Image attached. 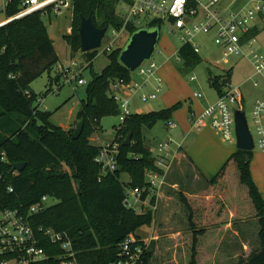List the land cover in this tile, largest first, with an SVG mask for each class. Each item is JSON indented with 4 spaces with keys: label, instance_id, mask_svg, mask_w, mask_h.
<instances>
[{
    "label": "trees",
    "instance_id": "16d2710c",
    "mask_svg": "<svg viewBox=\"0 0 264 264\" xmlns=\"http://www.w3.org/2000/svg\"><path fill=\"white\" fill-rule=\"evenodd\" d=\"M122 1L129 0H72V32L65 36L71 48L80 51L78 27L82 15L93 14L99 27L125 29L130 36L137 31L135 25H125L118 11ZM22 3L23 0H8L5 7L8 19L20 13ZM51 12L52 5L0 26V159L1 153L6 157L0 162V210L27 211L42 196L48 195L56 203L33 215V224L67 232L78 251L79 264H109L118 259L120 245L130 234L141 239L138 230L150 226L154 220L155 213L151 210L138 213L123 205L125 187H144L146 172L157 169L155 157L145 145L143 129L152 128L160 121L170 123L183 103L179 101L159 111L133 112L127 116L118 126L113 140L120 143L117 169L104 172L102 164L96 160L102 147L93 145L90 138L102 130L103 117L121 113L119 103L113 97V85L120 80L131 82L133 79V72L120 61L125 45L111 49L109 64L101 73L93 74L77 114L78 120H85L84 129L81 136L74 139L75 129H63L54 123L51 119L53 113L40 108L39 102L36 103L40 95L30 86L44 72L55 70L60 61L43 20V14L50 15ZM162 24L163 21L156 19L146 27L160 29ZM257 32V28L252 27L247 38H253ZM98 51L82 52L87 63L85 67L93 66ZM178 56L186 70L201 62L191 43L183 44ZM62 75L57 71L49 86L54 81L60 85ZM231 76V69L221 75L210 72V81L219 95L231 85ZM80 78L83 79L82 75ZM129 133L132 142L124 145ZM253 155L254 151L237 149L210 179L206 190L196 194L180 193V199L189 211L192 229V256L188 264H201L198 251L199 247L203 248L201 241L207 236L197 215L208 210L207 217L211 218V206L215 194H219L228 203L218 211L215 220L221 219L226 225L242 218L243 207L238 201L240 189L259 220L260 246L247 260L241 259L237 264H264V196L252 177ZM17 162L26 163L22 171L12 167ZM122 174H128L129 180H122ZM9 187H13V191ZM210 222L212 220L206 224ZM221 231L222 228L218 229V235L209 239L220 241ZM43 247L50 257L35 264H61L58 256L63 251L58 245L46 239ZM151 258L152 251L148 249L143 264H150Z\"/></svg>",
    "mask_w": 264,
    "mask_h": 264
},
{
    "label": "rangeland",
    "instance_id": "374dc122",
    "mask_svg": "<svg viewBox=\"0 0 264 264\" xmlns=\"http://www.w3.org/2000/svg\"><path fill=\"white\" fill-rule=\"evenodd\" d=\"M243 1L245 2V0H222L221 5L225 8L229 6L234 7L239 4V2ZM4 2H7V0H0V8ZM118 9H122L121 3L118 5ZM70 10H72V8L63 9L62 13L56 14L53 9L50 15L43 14V20L47 24L49 33L56 40L54 45H56L61 58L55 70L50 73L48 71L44 72L30 85L33 91L40 95L41 100L36 103L40 102V108L42 110L52 112V121L63 129H75L78 122L77 114L80 110L81 100L86 97V87L92 81L93 74L101 73L110 62L108 56L110 52L105 51L106 47L110 44H112V50L117 47H123L130 38V34L125 29L120 31L117 30L114 35L115 29L108 28L102 45L98 49V55L93 62V66L89 68L86 67L82 72L84 83L80 84L77 78L72 82H68L64 77L61 78L60 85L54 81L50 87L51 77L57 74L60 65H69L73 60L78 61L82 66H86L87 64L81 51H74L65 40V36L70 35L72 32L73 24L70 21ZM252 25L256 26L258 31L257 34L251 38L253 51L264 57V13L257 15L253 19ZM171 28L172 26L169 21L163 22L159 30L161 36L160 41L156 46L152 60H154L161 69L167 64L172 65L179 76L175 75L169 80L164 73L162 76V72L160 73L159 71V74L157 72L164 80L163 87L161 88L162 90L157 94L156 99L148 100L147 102L140 101L139 97L136 96L130 105L132 112L143 111L148 113L161 110V108L165 106L163 104L165 93L177 98L184 103L183 105L187 108L195 107L197 101L204 102L206 99H216L218 92L216 88L212 86L210 72L214 75H221L231 69V86L239 88L244 95L245 102L243 109L246 112L250 128L255 135L256 132L253 124L252 112L257 101H264V71L262 74L256 72L254 67V56L249 54L250 49L244 46V51L249 55L232 56L227 58L225 62L217 64L216 60L223 57V49L219 48L210 40L211 34L201 33L196 35L192 40V42L198 44L200 48L198 54L201 58V62L194 68L186 70L184 69V62H179L176 54L172 53L173 50L178 49L184 42L172 32ZM70 51L72 57L76 58H71ZM193 76L196 77L194 81L191 80ZM133 78L140 82L144 79V77L139 75L137 70L133 71ZM150 80L148 82L149 88L153 87L155 83V81ZM48 89L50 90L48 91ZM196 92H201L203 97L198 99L194 98ZM101 124L102 130L91 136L94 140V144L98 145L103 143L105 145L106 143L111 144L115 142L113 140L116 138L117 128L121 124L120 114L103 117ZM143 132L145 145L156 154L158 153L157 145L159 142L167 141L169 137L173 139V142H177L174 140L173 132L168 130L166 123L163 121L158 122L152 128L144 127ZM224 143L228 146L232 145L228 147V149L231 148L230 150H232L233 146L237 145L236 141ZM176 144L179 146L178 143ZM225 144H223L224 147H226ZM171 148H173V146H171ZM253 151L256 153L261 152L258 147H255ZM173 166L174 163L171 169ZM220 168L221 166L212 174H217ZM121 178L124 181H128L129 175L122 174ZM211 178L203 180V183L200 184L201 187L198 186V189L191 187V183L187 180L188 178H179L178 180L181 182L180 189L183 191H197L201 188V191H203L209 187ZM166 191L167 188H165V192ZM169 193L170 194L167 193L169 199L166 202V207L161 208L160 205V209H158L155 214L156 217L154 216L153 223L150 226L140 228L137 232L141 239H145V241L149 242V249L152 251L150 264H188L192 256V229L189 222V211L180 199L181 192L178 190L173 192L171 190ZM238 201L243 207V217L234 219L226 225H224L225 223L221 219L215 220V217L219 215L218 211H222V208L228 203L222 200L219 194H215L214 202L211 206L213 207L212 212H210L211 218L207 217L208 210L206 213L201 212V216L199 214L197 215L196 218L201 219L204 224L201 226H205L207 231V236L201 241L203 248L200 249L199 247V263L237 264L241 259L247 260L251 252L259 248V220L254 216L253 210L249 207L248 199L241 189L239 190ZM50 203H56V200L51 199ZM207 209H209V207H207ZM160 219H163L162 223L159 222L161 221ZM208 220H212V222L206 224ZM227 225H231V228H227ZM221 228V234L223 235L221 240L216 242L211 241L209 238H211L212 235L217 236V230ZM189 248L190 252H188Z\"/></svg>",
    "mask_w": 264,
    "mask_h": 264
},
{
    "label": "built area",
    "instance_id": "2783aa9c",
    "mask_svg": "<svg viewBox=\"0 0 264 264\" xmlns=\"http://www.w3.org/2000/svg\"><path fill=\"white\" fill-rule=\"evenodd\" d=\"M222 0H129L122 1L120 14L124 18L125 25L131 23L136 27H146L153 20L169 21L172 32L179 37L183 44L191 43L195 52H199L198 44L192 40L198 34H213L214 43L223 49V57L216 60L217 64L225 62L232 56L253 55L254 67L257 73L264 71V57L253 51L252 39L247 35L251 31L253 19L264 13V0H245L234 7H224ZM52 5L56 14L63 9L72 8V0H23L22 10L13 19L25 16L38 10H44ZM11 19V18H9ZM8 19V20H9ZM7 20V21H8ZM5 23V22H4ZM114 31V35L115 32ZM244 46L250 49L249 54L244 51ZM112 44L105 50L110 51ZM82 65L78 61H72L69 65H61L60 71L68 82L75 78L80 84L84 79L80 78ZM158 65L154 60L144 62L138 69L140 76L145 81L131 82L120 80L113 85V97L119 103L123 122L132 114V96H139V100L147 102L157 98L161 91L162 80L157 78V87L153 91L147 89V83L154 77ZM196 80V77H191ZM196 98H202L201 92L195 93ZM39 98L38 101H40ZM242 94L239 88L228 86L218 100L209 105L195 119L197 128L211 127L224 142L236 141L235 109L240 108ZM40 104V102H39ZM241 109V108H240ZM252 119L256 134H253L255 147L264 152V101H257ZM170 127L175 124L169 123ZM252 131V130H251ZM173 139L158 144V153L155 155L156 170L146 172V185L144 187H125L124 207L138 213L149 210L154 213L158 210L157 193L164 182L173 164L170 152ZM120 143L115 141L102 146L96 160L102 164L103 171H115L117 169V156ZM1 161L6 157L1 153ZM1 178V175H0ZM13 191V187H9ZM48 195L32 204L27 211L6 208L0 210V264H35L48 259L49 253L43 247L47 241L58 245L62 254L58 256L61 264H79L78 251L74 248L73 240L65 231H56L52 227L35 226L32 216L41 213L51 203ZM149 242L130 234L120 245L118 259L109 264H143Z\"/></svg>",
    "mask_w": 264,
    "mask_h": 264
},
{
    "label": "crops",
    "instance_id": "0c3cea01",
    "mask_svg": "<svg viewBox=\"0 0 264 264\" xmlns=\"http://www.w3.org/2000/svg\"><path fill=\"white\" fill-rule=\"evenodd\" d=\"M7 2H8V0H7ZM7 2H4L2 7L0 8V24L6 22L8 20L6 13H5V7L7 5ZM242 3H244V1L239 2V4H242ZM118 11H120V10L118 9ZM69 12H70L69 13L70 21L72 22V18H73L72 10H70ZM253 27H256V26H253ZM50 37L52 38L53 42L55 43L56 40L52 37L51 34H50ZM213 37H214L213 34H211L210 40H212L214 42ZM54 46H55V49L57 51L56 45H54ZM180 47L178 49H175L172 51V53L173 54L175 53L176 56L178 57L179 62H181V60L179 59V56H178V51H179ZM70 50H71V48H70ZM57 54H58L59 59H60L61 57H60L58 51H57ZM71 54L72 53L70 51V56L72 59L76 58V57H72ZM73 61H76V60H73ZM60 66L58 68V71H60ZM85 68H86L85 65L82 66V68H81L82 72ZM159 71H160V73L162 72L161 73L162 76L164 73L168 77L169 80H171L175 75L179 76L176 69L170 64H167L162 69H161V67H158V69H157L158 74H159ZM157 72H156L154 77L150 78L151 80L149 79L150 81H155L153 87H150L151 89L148 87V83H147V89L149 91H153L156 89L157 78H160L163 81L161 88L163 87L164 80L161 76H159L157 74ZM81 75H82V73H81ZM61 78H64V75H62ZM133 80L137 81L135 78H133ZM143 81H145V78L141 82H143ZM138 82H140V81H138ZM241 94H242V102H241L239 107L241 109H243L245 98H244L242 91H241ZM135 97H136V95L132 96V100ZM194 98H196V97H194ZM218 98H219V94H218L216 99H213V98L212 99H206L204 102L197 101V103L195 104V107H193V108H187L183 105L180 109H178L174 113L172 120L170 121L173 124H175V126L170 127L169 123L168 124L166 123L168 130L169 131L171 130V132H173L174 140L177 141L176 143H178L179 146L175 142H173V144H172L173 148H171V154L173 157L174 166L166 175L164 182L162 183V185L159 189L160 191H159V195L157 197L158 209H160V205H161V208L166 207V205H167L166 202L169 199L168 198L169 196L167 195V193L170 194L169 192L171 190L173 192H175V190H178L179 192L183 191L182 189H180L181 182H180V180H178L179 178H184V179L188 178L187 180H189V183H191L190 184L191 187L198 189V186L201 187L200 184L203 183V180H207V179L211 178L212 176L216 175V174H212V173L213 172L215 173L219 169L220 166L222 168L223 165L228 161L229 157L237 150V145L233 146L234 148L232 147V150H230L231 148L228 149V147H231L232 145H229V146L226 145L224 143V141L222 140V138L220 137V135L213 128H211V127L197 128L194 125L196 117H198L204 111V109L207 108L209 105L215 103L218 100ZM177 102H179V100L177 98H175L174 96L167 95V93L164 94L163 104L165 106L163 108L171 107L172 105L176 104ZM163 108H161V109H163ZM191 111H193V112H191ZM135 113H145V112L140 111V112H135ZM169 138H171V137H169ZM93 141L94 140L91 138V142L93 145L101 146V147L104 145L103 143H100L98 145L94 144ZM161 142H163V141H161ZM223 144H225L226 147H224ZM157 147H158V145H157ZM152 153L155 157L156 153H154L153 151H152ZM221 168H220V170H221ZM251 172H252L253 180L255 181L260 192L264 196V152L263 151L258 152V153H256L254 151L253 159L251 162ZM165 188H167L166 192H165ZM201 190H202V188L200 190H197V191H183V192H186L188 194H195ZM156 213H157V211L155 212V214ZM155 217H156V215H155ZM163 219H164V217H163ZM163 219L162 220L160 219L161 221H159V222L162 223ZM227 228H231V225H227Z\"/></svg>",
    "mask_w": 264,
    "mask_h": 264
},
{
    "label": "water",
    "instance_id": "95a60500",
    "mask_svg": "<svg viewBox=\"0 0 264 264\" xmlns=\"http://www.w3.org/2000/svg\"><path fill=\"white\" fill-rule=\"evenodd\" d=\"M13 20L9 19L0 26ZM160 29L141 27L135 31L125 44L120 54V61L130 71H136L144 62L151 60L156 50V46L160 41ZM108 27H99L93 18V14L88 16L82 15L78 27L80 37V51L88 52L98 50L105 37ZM235 125H236V143L237 149L253 151L255 148L254 137L248 122V118L244 109H235ZM85 120L80 118L76 124L73 138L78 139L84 129ZM132 142V134L124 140V145H130ZM26 166L25 162L13 163L12 167L18 171H22Z\"/></svg>",
    "mask_w": 264,
    "mask_h": 264
}]
</instances>
